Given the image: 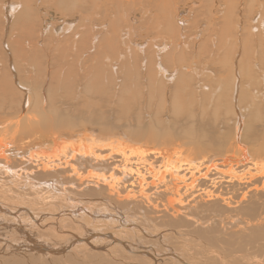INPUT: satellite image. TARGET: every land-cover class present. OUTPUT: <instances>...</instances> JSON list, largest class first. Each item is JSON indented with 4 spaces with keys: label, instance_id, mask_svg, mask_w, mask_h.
<instances>
[{
    "label": "bare ground",
    "instance_id": "obj_1",
    "mask_svg": "<svg viewBox=\"0 0 264 264\" xmlns=\"http://www.w3.org/2000/svg\"><path fill=\"white\" fill-rule=\"evenodd\" d=\"M44 1L49 0H0V108H3L5 96L8 95L7 89L12 84L13 87L17 88L14 87V91L17 93L16 98L18 100L22 99L20 110L17 115L13 116V120L18 121L17 127L21 132L14 138L16 140L19 138L29 140L32 139L31 135L41 134L46 139H52L50 145L30 147L27 150L23 147V150L15 152L18 160L20 157V162L22 161L34 169L30 175L28 172L21 170L24 167L16 171L11 169L7 164L12 165L11 162H8L11 154H6L7 150L5 152V147L0 139V170L13 175L12 178L14 179H11L12 183L10 184L12 186L17 185L16 189L18 190L23 187L25 189L24 199L27 201V205L21 204L22 206L10 209L13 213L7 211L5 206L0 205V211L12 219L11 221L0 216V231L5 229L10 231L12 228V230L17 231V237L27 244L26 247H21L15 244L17 239L0 236V239H2L0 243H5L0 244L3 246L1 255L14 253L16 256H25L27 255L26 251L35 250L38 255L49 253L53 254L52 258L60 257L59 261L61 262V259L66 257L63 254L68 252L70 255H74L78 253V249H82L83 244H86L90 245L94 251H98L96 253L91 252L94 255L93 258L96 259L98 254L105 255L109 246L118 247L125 252L123 254L130 255L127 262L121 261L116 256V259L114 258L107 264H137V256H147L149 264H160L165 259L172 261V264H194L190 260L184 261L183 257L185 255L180 254L168 245L164 247L161 244L165 248L164 254L161 255L155 247L144 244L138 245L140 240L137 241L138 243L131 240L132 236H137V231L141 236L148 239L154 236L150 237L149 227L148 229L144 228L139 221H125L121 217L122 214L116 217L117 214L108 211L111 208L110 206H116L122 209L133 208L143 211L155 220L161 221L162 225L166 226L169 231H186L187 236H192V238L197 236V240L214 237L216 229L214 230L213 227L208 229L209 222L215 217H219L221 224L226 222L224 226L218 224L222 229H227L230 226L232 231L234 227L239 229L236 240H238L239 234H247V231L249 236L248 238L244 236L246 239L242 238V242H238L236 246L229 250L221 246L219 252L216 251L219 260H222L224 255L229 254L230 256L236 255L243 264H262L261 261L264 263V91L257 92L255 90L256 86L264 89V41L254 46L253 37L256 34L253 37L250 35L251 31L252 33L258 32L261 35V28L264 30V0L139 1V3L143 2L145 6L150 7V11L144 13L145 17L151 15L147 20L149 21V27L151 28L153 25L159 36L172 40L179 35L180 29L183 30L186 25L185 22H181L182 18L179 13L181 12V1H188L186 9L190 11L186 12V21L188 22L186 26H189L191 31L195 29L199 36L202 34V30L205 31V35L201 37L203 40L195 42L193 47H198L197 53H204V61L211 59L210 55L204 52L210 47V42L224 41L225 46L231 51L233 47L237 46L234 42L240 39L246 42L242 48L235 50L236 56L229 66L231 51L225 53L224 57L228 61L224 70L220 72H217V69L214 72L209 71L211 75L209 78L212 79V83L192 80L194 81L196 96L194 99L200 102V99L205 96L209 97L207 99L208 104L200 111V115L192 110L190 106L184 104V101L194 102L193 98H190L186 93L191 78L188 77L189 75L184 74L190 67L179 66L184 58L174 57L176 52L185 51L189 53V50L184 49L187 48V45H184V48L180 45L177 46V44L167 47L169 52L175 50L172 56L166 53V46L155 47L158 51L148 55L149 61H147L146 53H143V44L140 45L142 48L138 46L137 51L141 53L142 61L155 64L154 68H156L158 74L154 81V93L158 89L162 90L168 83L179 89L176 97L178 100L183 101L182 106L178 102L174 103L172 111H166L165 115L164 111L158 112V119L151 118L153 124H150L148 128H145L141 120L138 119L135 123H132L131 119L127 116L124 117V112L118 114L121 116V118H117L119 125L111 123L115 118L109 120L104 115H98L96 124L87 119L80 121L78 125L71 122L70 125L74 127H70L65 119L57 121L45 115L47 102L39 99L33 100V95L27 83L29 75L23 70L24 73L19 74L12 68L14 67V59L17 62L20 60L19 56L12 53L18 44L20 48H25V44L27 45L28 42H36L37 36L45 38L44 35H48L50 32L49 28L44 29L41 23L31 22L34 15L33 11L37 10L35 5ZM246 2L250 3L257 11L255 18L251 21V26L245 24L242 13L240 14V7ZM98 3L99 0H58V4L60 6L66 4L71 13L78 10L77 5L85 6L83 11L77 12L81 19H85L81 25L76 26V21L73 23L67 22L59 31L60 33L56 32L58 34L55 36L56 38L71 34L75 27L78 32L67 45L69 48L64 51V56L72 51H75L76 55L82 56L88 48L90 52H94L97 48L95 42L97 37H91L96 28L89 24L90 21H95L96 16L99 17ZM254 3H257V5H253ZM62 15L65 14L62 12ZM257 17L259 18L257 21L258 26L254 25ZM227 20L228 22H226ZM22 21L27 22L20 23ZM11 23L14 25H11ZM17 23L25 27L26 36L21 37L22 35H19L17 28L19 24ZM240 23H243L244 26L242 27ZM3 24H5V30L10 34L2 31L1 25ZM113 28V26H110L108 27L109 31H107L106 27H103L102 30L104 44L100 46V49L107 52L105 63L111 60L117 62L128 58L132 47L124 42L125 54L120 55V60H118V52L117 59L111 58L116 52V44L111 38L117 32ZM128 34L130 35V32ZM230 34L232 35L230 36ZM17 35L20 39L17 38ZM184 40L186 39L182 36V41ZM188 42L194 41L191 38L188 39ZM249 42L251 44H248ZM48 47L53 49L56 47V43L48 44ZM249 48L250 51H248ZM34 49L35 47L28 48V50ZM59 49L61 50L62 47ZM191 56L192 54H188V57ZM173 57L178 60H172ZM194 59L187 60L185 58V61L189 62ZM21 62L25 65V59H22ZM175 62H177V69L171 72L167 71L164 65L170 67ZM4 66H7V68L5 69ZM7 71L12 75L11 81L8 75L3 78V73ZM164 73H166V76H162ZM224 73L232 75L230 82H233V85L231 84L229 87L228 94L222 96L225 83L218 84L224 81L223 79L218 81L216 75ZM67 80H72L74 83L78 82L80 81V75L67 78L65 84ZM90 85L91 83H88L86 87L93 97H97V94L92 91L94 88ZM214 85L216 86L213 87ZM67 88L69 89L67 91L69 95L71 90H78L82 87L70 88L67 86ZM104 90L105 87L99 94H103ZM123 100L126 99L123 98ZM233 103L236 105L234 108L235 113L232 112ZM90 105L87 101L83 107L89 108ZM30 106L34 107L29 110ZM48 108L52 110L50 105ZM218 108L226 111L224 112ZM210 112L213 116L209 114ZM230 113H233L236 119L232 126L234 128L233 141H228L225 138L226 133L223 129H220L219 132L216 130L221 127L223 117ZM169 117L176 120L170 121ZM212 117L215 128L209 132L213 134L214 143L210 138L211 136L202 135V132L196 130L194 126L197 123L204 124L209 121L206 119ZM180 120L188 121L189 127H185V135L188 137L182 134L174 137L176 126ZM155 122H157V126H154ZM168 124L172 125V132L164 128ZM228 124L232 125V122L230 121ZM72 128L76 130L69 133H77L71 135L58 134L59 131L65 129L70 131ZM199 133L200 136H198ZM182 142L183 145H178ZM208 143L215 144V147ZM212 147L215 150H211ZM17 165L20 166L18 163ZM21 182L23 183L20 184ZM52 188L61 190L60 192L67 201L71 199L76 202L81 201L80 199L86 200L89 197L91 204L98 203L100 200L107 207V209L104 208L106 214H96L94 216L102 217V219L97 221L90 213L91 211L85 215L88 222L92 223L94 227L100 226L102 223V225H105L102 229L105 230L87 231V237L85 238H79L80 235L77 231L72 234L69 232L71 239L65 240L66 243L54 241L57 250H50L43 245H39L36 242L38 237L34 232L35 229L28 225V219L31 218L30 220H33L34 224L37 222L36 227L44 228L38 223L41 218L33 217L37 205H43L42 207L39 206V210L42 211L41 216L48 215V217H51L45 222V226L58 232V228L61 229V226L66 227L63 223L65 218L62 215H65V212L71 215L76 214L73 210L74 206L68 205L67 208H63V205L48 206L44 196L51 193V202L58 196L60 198V195H57L54 189L52 191ZM89 193H92L94 198ZM31 194L34 198L29 197ZM68 197L71 198L68 199ZM91 209L97 210L96 207H91ZM20 211L28 213H20ZM79 211L83 214L86 209ZM26 216L28 219H25ZM154 219L152 220L154 221ZM53 220H57L59 226L56 227V224L52 226L53 224L49 223ZM113 221L117 223L115 228L110 225L114 223ZM72 222L71 226L77 224V221L73 225ZM216 223L212 224L216 225ZM198 228L204 229L205 234L193 231ZM117 229H120V233L116 231ZM154 230L156 231L157 228ZM236 230L235 233H237ZM222 231L221 233L224 234L225 231ZM127 234L130 238L127 237ZM175 234L181 236L182 233L177 232ZM162 235L163 232H159L157 237L159 238ZM228 235L232 234H226L225 236ZM230 239L232 238H228L229 241ZM76 243L81 246L75 247ZM100 243H102V246H99ZM255 244L259 245L256 246V250L260 247L259 253L261 255H251L250 252L252 251H246V247H252ZM33 245H35V248H32ZM66 246L69 250L65 249ZM22 248L28 250L24 251ZM42 250L45 252H39ZM256 250L253 252H256ZM113 252L114 250L112 252L107 251L110 255H113ZM1 262L0 264H17L13 260ZM18 262L20 264V261ZM143 262L147 264L146 260ZM64 264H66L65 261Z\"/></svg>",
    "mask_w": 264,
    "mask_h": 264
},
{
    "label": "rangeland",
    "instance_id": "obj_2",
    "mask_svg": "<svg viewBox=\"0 0 264 264\" xmlns=\"http://www.w3.org/2000/svg\"><path fill=\"white\" fill-rule=\"evenodd\" d=\"M140 0H99L98 7H99V17L96 16L95 21H90V26L92 25L96 30H94V34L91 37H97L95 42L97 48L94 52H90L89 48L86 50V52L82 56L76 55L75 51L70 52L66 56H64V51L67 50V45H69L70 40L73 38L74 35L78 34L76 27L72 31L71 34L62 36L59 38H56L57 33H60L61 29L64 27V25L67 22H74L76 21V26L81 25L85 19H81L77 12L83 11V7L81 5H77L78 10L74 13H71L67 7L66 4L64 6H60L58 4V0H49L40 2L35 5L36 11H33L34 15L32 18V21H36L38 23H41L44 26V29L49 28L50 32L48 35H44L45 38H42L40 36H37L35 41L31 42L26 45L25 48H20L19 44L17 45V48L13 50V55H17L20 57V60L17 62L16 59H14V67L16 72L19 74L27 73L29 75L28 77V86L30 89L31 94L33 95V100L39 99L41 101H46L47 111L44 112L45 115L48 118L55 119L57 121H61V119H65L66 123L70 125V123H75L74 125H78L80 121H85L87 119L90 120L91 123L96 124V119L98 115H104L106 119H113L114 121L111 123H115V125H119L117 122V118H121L120 115H118L121 112H124V117L127 116V118L131 119L132 123H135L136 120H141V123L144 125L145 128H148L151 123V118L154 117L158 119L157 113L160 111H164V115L166 111H172L173 104L178 102L180 106H182L183 101L178 100L176 95L179 92V89L174 85L166 84L165 87L162 90H159L154 93V81L157 78L156 68L155 64L152 62H143L141 53L137 51V47L142 45L143 53H146V58L148 60V55L152 54L154 52H157L158 49L155 47H172L174 44H177L182 46L184 48V45H187V49L189 50V53L185 51L176 52L175 50L172 52H169L167 48V52L170 56H172L174 53V57H180L184 58V61L181 62L179 66L181 67H190V69L185 72L184 75H189L188 77L191 78L190 82H188V86L186 88V93L190 98H193L194 102L191 101H184V104L186 106H190L192 110H195L199 115L200 111L205 107V105L208 104L207 99H209L208 96H205L204 98L200 99V102H198L196 99H194L195 91H194V81H204L206 83H212V79L209 77L211 76L209 71L214 72L217 69V72H220L225 69L228 59L224 57L226 52H230L231 50L228 49V47L225 46V42L218 40L216 42H210V47L204 52L208 53L211 57L210 60L204 61V53H197V48L194 47V43L200 40H203L201 37L205 35V31L202 30V34L199 36V33L196 32L195 29H192V31L189 29V26H186L188 22L187 19V6L186 4L188 1H181V12L179 13L182 21L185 22L186 25L183 30L180 29L179 35L176 36L174 40L170 38H164L162 36H159L155 32V27L152 25L150 28L149 24V18L151 15L149 14L148 17H145V11H150V7H147L144 5L143 2L139 3ZM257 1V0H255ZM262 1V0H261ZM112 2V3H111ZM253 5H257V3H254ZM80 9V10H79ZM62 12L65 15H62ZM242 13L243 20L246 25L251 26V21L255 18L257 11L254 10V7L250 5V3L246 2L242 7H240V14ZM114 17V18H113ZM258 17L254 21V25H257ZM27 21H22L20 23H24ZM228 22V20L226 21ZM225 22V23H226ZM20 23H17L20 25ZM113 26L114 31L117 32V34L111 38L114 40V44H116V52L113 54L114 56H111L114 60L117 59V52L119 53L118 60H120V55H124L126 51V47L124 45V42L128 46H132L130 49V54L128 58L122 59L120 61H109L104 62L105 58L107 56V52L104 51V49H100V46L104 44L102 41L103 39V27H106L107 31H109L108 27ZM242 27L244 26L243 23H240ZM11 25H14L11 23ZM17 25L19 35L26 36L27 32L23 25ZM228 26V24H227ZM2 31L6 34H10V32H7L5 30V24L1 25ZM57 32V33H56ZM111 32V30H110ZM130 32V35L128 34ZM196 32V33H195ZM112 33V32H111ZM260 34L258 32L252 33L250 32L251 37H253L254 34H256L254 38V46L259 44L260 42L264 41V30H260ZM232 34H230L231 36ZM182 36L186 39L182 41ZM17 38L20 39V37L17 35ZM193 39L194 42H188V39ZM127 39V40H126ZM234 42V41H233ZM56 43V47L53 49L48 47V44ZM237 44L236 47H233V50L230 53L229 58V64L232 61V59L236 56L235 50L237 48H242L244 44L246 43L245 40L241 41L238 40L234 42ZM47 44V45H46ZM248 44H251L250 42ZM37 45V46H36ZM29 47H35L34 50H28ZM62 49L60 50L59 48ZM142 48V46H140ZM72 50V49H71ZM250 51V48L248 49ZM78 52V51H77ZM134 54V56H133ZM188 54H192L191 57H188ZM116 57V58H115ZM173 59L174 61H177L178 59ZM188 57V58H187ZM185 58L187 60L195 58L193 61H185ZM25 59V65L22 64L21 60ZM104 59V60H103ZM238 59V58H237ZM176 63H173V65L165 66L167 71L171 72L172 70L175 71ZM205 65V67H204ZM150 66V69L148 70V67ZM153 66V67H151ZM178 66V67H179ZM6 69L7 66H4ZM174 68V69H173ZM23 70V71H22ZM198 70H204V71H198ZM192 74V75H191ZM8 75L9 80L11 81L12 75L7 71L3 73V78ZM76 75H80V81L78 82H72V80H67L66 84L64 83L65 80L69 77H74ZM162 76H166V73H164ZM217 80L223 79L224 82L218 83V84H224L225 88L222 92V96L228 94V89L233 85V82H230L232 80V75L230 73H224L221 75H216ZM103 80V84H102ZM22 82V81H20ZM106 84L104 85V83ZM88 83H91V87L94 88L92 91L97 94V97H93L90 93V90L86 87ZM216 83V82H215ZM158 84V83H157ZM66 85V86H65ZM159 85V84H158ZM70 88L75 87H82L78 90H71L69 95L67 94V91ZM214 85L213 87H215ZM15 87V86H14ZM14 87L12 84H10L8 90V95L5 96V103L3 105V108H0V139L2 142V145L5 147L4 150L6 154H11L8 162H11L9 166L13 171H16L17 169H20L24 167V169H21L23 171H26L29 173H32L34 169L30 166H27L22 161L20 162L15 156V152L17 150L21 151L23 150V147L26 148V150L30 147H38V146H44V145H50L52 139H46L41 134H35L31 135L32 139H15L14 136H16L18 133L21 132L19 130L18 121L13 120V116L17 115L18 111L20 110V107L22 106V99L18 100L16 98L17 93L14 91ZM103 87H105L104 93L99 94L103 91ZM16 88V87H15ZM257 92H263L264 89L256 86L255 87ZM17 89V88H16ZM112 89V90H111ZM125 95V96H124ZM125 98L126 100L122 99ZM89 102L90 107L84 108L83 105L85 103ZM21 102V104H19ZM230 104V103H229ZM51 106L52 110L48 108V106ZM235 103H233L232 106V112H236ZM34 106H30L29 110H31ZM227 108V106H226ZM221 109V108H218ZM222 111H226L225 109H221ZM209 114H212L210 112ZM112 117V118H111ZM58 118V119H57ZM164 119V116H163ZM170 121H174L173 117H169ZM209 120L208 122L203 123H197L195 124V129L202 132L201 134H206L208 136H211V140L214 143L213 134L209 132L210 130H213L215 127L213 126V117L206 119ZM235 115L232 113L226 115L223 117V120L221 121V127L217 128V132H219L220 129L224 130V133H226L225 138L228 139V141H233V134H234V128L233 122L235 121ZM232 122L231 124H228V122ZM131 123V122H130ZM192 125V123H191ZM154 126H157V122H155ZM70 127H74L73 125H70ZM185 127H189L187 120H180L179 124L176 126V135L174 137H177L178 134H182L185 137H188L185 135ZM165 129H168L170 132H172V125L168 124L164 126ZM233 128V129H232ZM209 129V130H206ZM76 129L72 128L69 130H62L59 131L58 134L63 135H71L74 133H69L71 131H74ZM200 133L198 136L201 135ZM210 145H213L215 147V144L208 143ZM178 145H183L182 143H178ZM212 147V149L215 150V148ZM27 152V151H26ZM20 164L19 165H17ZM13 175H10L7 172H3L0 170V205L5 206L6 210L10 213H13L10 211V209H14L16 206H22L21 204H26L27 201L24 199V188L21 187V190L16 189L17 185L12 186L10 183H12L11 179ZM21 182L20 184H22ZM33 188V186H32ZM55 191H54V190ZM52 191H54L57 195H60L54 199L52 202L50 201L51 193L44 196V200L48 204V206L53 205H63V208H67L68 205L74 206V212L75 215H71L68 212H65V215H62L64 219L63 223L66 225V227H62L61 229L58 228V231H54L55 229H50V227L45 226L46 221L50 219L51 217H48V215L41 216L42 211L39 210V206L42 207L43 205H37L34 214V218L40 219L38 223H40L41 226L44 228H39L35 226L37 222L34 224L33 220H30L31 218L25 217V219H28V225H30L32 228H34V232L36 233V236L38 237L36 239V242H38L39 245H43L44 247L50 249V250H57L54 245V241H62L63 243L69 239H71L72 233H76V231L79 233V238H85L87 237V231H94L101 230L104 231L105 229H102L103 226L101 225L94 227L92 223L88 222V218L85 215L87 212H90L91 214H106L107 207L103 205V203H91L90 204V198H86V200L80 199L81 201H74V200H68L63 196L61 190L57 188H52ZM60 193H57V192ZM86 192V191H85ZM91 197L94 198L92 193H89ZM63 198H62V197ZM30 198H34V196L31 194L29 196ZM71 197H68V199ZM65 200V201H64ZM88 200V201H87ZM73 201V203L70 204V202ZM94 201V200H93ZM65 203V204H64ZM33 205V204H32ZM91 207H96L97 210L94 211L91 209ZM111 208L108 209L113 214H117L116 217H123L125 221H139V223L144 227H149L148 230H150V237L151 239L145 238L141 236L138 231L136 232L137 236H132L131 240L138 241L140 240V244L138 245H148L153 246L155 249L159 252V254L163 255L165 251V245H168L172 248H174L177 252L180 254H184L183 257L184 261H193L194 264H243L240 262V260L236 257V255L230 256L224 255L222 260H219V258L216 256V251L220 250V247L229 250L232 247L236 246L238 242H242L243 239L248 238V231L247 234H239L238 240H236V236L238 237L239 229L236 227H228L230 229H222L221 226H224L226 222L221 224L220 218L215 217L218 219H212L210 220V225L208 229L215 230V234L213 238H204L202 240H197L198 237L192 238L187 236L186 231L182 232L180 230H170L166 228V226L162 225L161 221L155 220L151 216H148L146 213L140 210H135L133 208H117L116 206H110ZM106 208V209H104ZM86 209V212L82 214L81 211L78 212V210ZM28 213L26 211H20V213ZM44 214V213H43ZM78 215V216H77ZM81 215V216H80ZM0 216L4 218H8L9 216L6 214H3L0 211ZM73 216V217H71ZM125 216V217H124ZM97 221H100L102 217L94 216ZM201 218V216H200ZM12 221L11 218H8ZM145 219V220H143ZM154 219V221L152 220ZM1 220V219H0ZM44 220V221H43ZM106 220V219H104ZM24 221V220H23ZM73 221V222H72ZM77 221L76 225L75 224ZM157 221V222H156ZM53 222V223H52ZM57 220L50 221V224H53L52 226L56 227L59 226V223H57ZM71 222L72 225L71 226ZM114 223H111L110 225L115 228L117 223L113 221ZM216 223L212 224V223ZM220 223L221 226H218ZM82 224V225H80ZM113 224V225H112ZM149 224V225H148ZM157 226V227H156ZM164 226V227H163ZM217 226V227H214ZM219 227V228H218ZM49 228V229H47ZM152 228V229H151ZM157 228V232L154 230ZM221 228V230H220ZM237 230H236V229ZM47 229V230H46ZM200 229V228H198ZM195 229L193 231L202 232L205 234L204 229ZM8 229H5L4 231H0V236H6L10 239H17L15 241L16 245H19L21 247H26V243L23 242V240L19 239L16 235L17 231L10 229V231H7ZM152 230V231H151ZM168 230V231H167ZM224 230L226 234H232L225 236L226 234L221 233V231ZM227 230V231H226ZM231 230V232H230ZM236 230L237 233L234 231ZM64 231H68L65 232ZM109 231V230H108ZM117 232L120 231V229L116 230ZM172 231V232H171ZM220 231V232H219ZM222 231V232H224ZM70 232V234H69ZM159 232H163V235L161 237H157V234ZM171 232V233H170ZM180 232L182 233L180 235H176L175 233ZM234 232V233H232ZM68 233V234H67ZM120 233V232H119ZM167 233V234H166ZM3 234V235H1ZM123 234V233H122ZM169 234V235H168ZM171 234V235H170ZM185 234V235H184ZM84 235V236H83ZM224 235V236H223ZM241 235V236H240ZM68 236V237H66ZM233 236V237H232ZM246 236V238L244 237ZM121 237V236H120ZM127 237L130 238V236L127 234ZM230 241L228 240V238ZM235 237V238H234ZM119 238V237H118ZM120 239V238H119ZM160 239H162L160 241ZM237 243H236V241ZM2 240V239H0ZM66 240V241H65ZM233 240V244L231 242ZM48 242V244H47ZM137 242V243H138ZM144 242V243H143ZM157 243V244H156ZM5 244V243H0ZM31 244V243H28ZM97 244V243H96ZM102 243L99 244V246ZM161 244L164 246L162 247ZM107 245V244H106ZM183 245V246H182ZM75 247L81 246L79 243H76L74 245ZM248 246V245H247ZM256 246H259L255 244V246L252 247H246V251L253 254H259V250ZM67 247V246H66ZM65 249L69 250L68 247ZM32 248H35V245L32 246ZM113 246H109L105 252V255L98 254V258H93V253H96L98 251H94L91 249L90 245L83 244L82 249H78L76 254L70 255L68 252L65 255L66 257H63L61 259V262L59 261V258H52L53 254L49 253H42L38 255L35 250H31L30 252L26 251L28 249H23L27 252V255H18L16 256L14 253H10L9 255H1L3 246L0 245V263L1 261L5 262L7 260H13L15 263L20 264H64V261L66 264H107L109 261L111 262L116 259V256L120 258L121 261H129V254H123L125 253L120 248ZM250 248V249H249ZM255 248V249H254ZM8 250L7 248H5ZM110 250L111 252L114 250V254L110 255L107 253V251ZM210 250V251H209ZM213 250V251H212ZM256 250V252H253ZM39 252H45V251H39ZM93 252V253H91ZM219 252V251H218ZM75 253V252H74ZM212 253V254H210ZM247 253V252H246ZM57 254V253H56ZM73 254V253H72ZM55 255V254H54ZM243 255V254H242ZM70 256V257H69ZM102 257V258H101ZM111 258V259H110ZM140 258V259H139ZM142 259V260H141ZM138 262L137 264H146L143 261L146 260L147 264L149 258L147 256L138 257L136 259ZM202 260V261H201ZM30 261V263H28ZM60 263H59V262ZM262 264H264L261 261ZM160 264H172V261L169 259H165Z\"/></svg>",
    "mask_w": 264,
    "mask_h": 264
}]
</instances>
